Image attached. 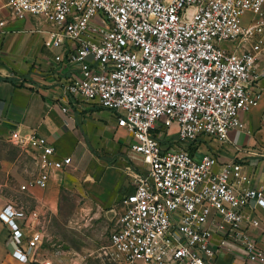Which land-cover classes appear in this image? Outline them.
I'll use <instances>...</instances> for the list:
<instances>
[{"label":"built area","instance_id":"built-area-1","mask_svg":"<svg viewBox=\"0 0 264 264\" xmlns=\"http://www.w3.org/2000/svg\"><path fill=\"white\" fill-rule=\"evenodd\" d=\"M5 6L35 19L32 32L44 34L57 69L68 71L64 94L111 111L129 137L134 189L122 196L109 234L118 257L126 264H209L218 250L212 234L229 232L249 262L264 264V252L241 226H257L244 209L251 200L264 208L263 190L246 186L240 164L216 170L214 154L191 151L200 139L224 143L231 130H244L241 114L259 102L261 93L250 87L264 69L254 45L237 51L226 44L263 43L264 0H7ZM4 25L0 18V34ZM60 110L66 114L67 105ZM7 140L38 169L21 190L45 187L70 164L32 131L14 129ZM0 221L9 227L12 257L37 262L44 218L8 203Z\"/></svg>","mask_w":264,"mask_h":264},{"label":"crops","instance_id":"crops-1","mask_svg":"<svg viewBox=\"0 0 264 264\" xmlns=\"http://www.w3.org/2000/svg\"><path fill=\"white\" fill-rule=\"evenodd\" d=\"M6 1L0 0V18L5 20L0 34V210L8 203L35 210L44 218L45 228L35 254L37 262H21L12 257L9 227L0 221V264H41L44 260L58 264L67 258L66 253L76 250L73 244H69L70 252L58 250L55 237L62 232L72 235L88 231L86 224L92 218L115 216L122 196L134 189L125 164L129 137L116 126L111 111L64 94L67 69H57L53 52L43 46L44 34L32 32L35 19L10 13ZM251 18L246 15L244 22ZM254 43L253 39L226 46L241 51L251 49ZM259 50L258 67L264 69V46ZM250 88L261 96L255 107L241 114L245 129L231 130L224 143L200 139L191 151L197 157L214 154L216 170L226 163L240 164L248 178L246 186L264 193V77ZM62 105L68 107L66 114L60 110ZM14 129L46 138L54 146L56 158H71L69 166L53 174L45 187L21 190L20 186L35 177L38 169L29 153L8 142V134ZM244 212L258 224L243 222L241 226L264 252V208L251 200ZM78 216L84 222L76 231L71 223ZM226 233L212 234L210 245L218 250L209 264H254L247 260L243 247ZM85 235L84 240L90 238Z\"/></svg>","mask_w":264,"mask_h":264},{"label":"rangeland","instance_id":"rangeland-1","mask_svg":"<svg viewBox=\"0 0 264 264\" xmlns=\"http://www.w3.org/2000/svg\"><path fill=\"white\" fill-rule=\"evenodd\" d=\"M264 43H254V48L257 55L260 52V48ZM180 146V145H178ZM125 164H128L125 161ZM74 217L72 221V229H76L78 231L79 225L81 222H84V219L81 217ZM81 219V220H80ZM80 220V221H79ZM116 216L107 217V216H99L97 218H92L88 222L87 228L88 231L84 232H71V234H67V232H62L58 236V238H54L56 245L55 248L58 250H69V244H73L76 252L73 253L71 250L70 253H66V259L59 260L58 264H126L123 259L118 257L110 246L109 242V234L112 231L115 224ZM77 222V223H76ZM84 227V226H83ZM59 230L62 231L60 226ZM85 236H90V238H85Z\"/></svg>","mask_w":264,"mask_h":264}]
</instances>
